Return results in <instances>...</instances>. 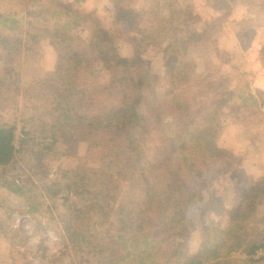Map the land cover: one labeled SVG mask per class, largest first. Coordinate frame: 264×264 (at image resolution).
Returning <instances> with one entry per match:
<instances>
[{"label":"rangeland","instance_id":"374dc122","mask_svg":"<svg viewBox=\"0 0 264 264\" xmlns=\"http://www.w3.org/2000/svg\"><path fill=\"white\" fill-rule=\"evenodd\" d=\"M117 1L0 0V36L23 42L19 56L6 53L0 42V122L16 123L18 127L16 162L0 169V264H61L51 256L68 240L63 223L68 213L60 201L53 204L46 199L37 214L27 215V197L3 184L4 178L14 177L22 184L20 179L29 175L37 185L41 184L42 174L34 175L30 168L36 161L30 152L24 151L21 131L24 126L38 124L40 116L44 120L49 118L50 97L43 81L55 70L57 49L50 43L52 36L41 33L43 38L34 43L27 34L30 30L34 34L44 28L54 30L55 26L64 29L65 41L84 56L81 81L82 75L89 80L77 96L78 108L104 113L129 106L137 94V75L149 72L154 94L148 89L146 97L151 105L148 111L144 107L146 112L160 117L169 112L178 116V108L188 102L187 116L191 115L194 122L212 133L213 139L205 142L210 160L203 176L181 171L174 184L153 163L155 138L146 137L149 141L139 149L150 183L147 198L152 209L160 214L168 198L169 210H174V204L178 206L185 217L190 254L200 248L202 222L226 228L242 196L253 186L259 188L257 210L250 222L243 224L264 228V102L247 86L252 73L260 67L264 71V0H236L228 16L225 8H212L211 0H121L124 6L139 11L141 32L132 29L127 19L117 16ZM206 29L207 33H202ZM97 34L110 35L120 54L129 59L134 57L138 45L136 50L142 61L133 68L107 67L103 47L95 38ZM195 34H199L200 40ZM28 47L31 50L25 51ZM168 62L174 68L173 74L167 69ZM171 98L177 101L174 108L169 106ZM223 98H229L227 104L222 103ZM157 110L163 113H156ZM92 134L88 133L89 137L76 145L60 142L55 152L42 161L43 176L49 173L55 177L61 169L76 167V157H84L90 150L94 151L88 159V171L98 173L102 165L98 156L105 147L104 154L125 171L126 181L120 178L121 194L126 195L124 204L134 208L145 195L139 183H129L132 176H138L126 165L130 156L127 159L118 154L120 151L106 137L103 143L107 145L96 149L94 142L98 138ZM100 183L98 180L96 190L101 188ZM88 198L74 202L87 209L92 200ZM90 216H94L92 220L84 219L88 227L98 218L95 214ZM113 221L111 218L110 222ZM108 224L104 231L110 228ZM98 230L102 234V228ZM176 240L178 237L159 243L160 251L166 253L175 248ZM263 258L264 248L252 255L237 251L217 264H253L251 259L264 264ZM76 259V264H80ZM64 262L74 264L69 257Z\"/></svg>","mask_w":264,"mask_h":264},{"label":"trees","instance_id":"16d2710c","mask_svg":"<svg viewBox=\"0 0 264 264\" xmlns=\"http://www.w3.org/2000/svg\"><path fill=\"white\" fill-rule=\"evenodd\" d=\"M234 1L236 0H211L210 4L215 10L220 9V6L225 8L228 16L232 13ZM115 9L117 16L127 19L132 29L142 31V17L139 11L124 6L121 0L117 1ZM53 29L44 28L36 34L30 30L27 34L28 39L34 43H39L43 38L41 33L52 36L50 43L57 49L55 70L43 81L45 91L50 97L49 118L44 120L40 116L38 124L32 127L24 126L21 131L26 145L24 151L30 152L36 161L30 168L34 175L42 174L41 184L37 185L31 175L25 180L20 179L22 184L18 183V178L15 177L10 180L4 178L3 184L10 191L27 197V215L37 214L46 199L53 204L60 201L61 206L65 208L68 214L63 223L68 240L51 256L54 262L65 264L64 260L69 257L74 264L76 258L80 264H217L230 253L240 251L252 255L258 249L264 248V228L258 229L243 224V221L250 222L257 210L259 188L253 186L242 196L232 221L226 228L209 226L202 222L200 248L195 254H190L187 247V226L183 220L185 217L179 212L178 206L174 204V210H169L171 204L168 198L160 214L154 213L152 209L151 200L147 198L150 183L139 157V149L149 141L146 137L155 138L153 163L163 170L169 182L174 184L177 183L181 171L194 177L203 176L210 160L205 142L213 139L212 133L194 122L191 115L187 116L190 111L188 102L178 108V116L169 112L160 117L146 112L151 105L146 97L148 89L154 94L152 82H149V72L137 75V94L129 106H121L114 112L104 113L100 110L91 113L85 108L81 110L78 108L77 96L82 92L83 83H88L89 80L82 75L81 81L84 56L65 41L66 34L62 27L55 26ZM202 33L206 34L207 29ZM196 36L199 37V34ZM95 38L98 45L103 47L101 52L104 53V64L107 67L133 68L142 61L141 54L136 50L138 45L134 49V57L129 59L120 54V49L116 47L110 35L97 34ZM0 42L6 53L21 55V40L12 41L1 35ZM60 48L62 50H59ZM29 50L31 47L25 51ZM167 69L174 73L171 62L167 63ZM228 100L229 98H223L222 103L227 104ZM175 101L171 98L170 108L176 107ZM158 112L163 113L161 110L156 113ZM17 128L16 123L0 122V169L16 162ZM88 133H93L94 138H98L94 142L96 149H103L107 145V142L103 143L106 137L120 151L118 154L125 158L130 156L126 165L129 171L138 176H132L129 183H139L143 196L145 195V199L141 198L134 208L129 209L124 204L126 195L121 194L120 178L126 181L127 177L123 176L125 171L116 166L110 155L104 154L105 147L103 154L98 156L102 162L98 173L92 174L88 171V159L93 157L94 151L90 150L86 156L76 157V167L61 169L55 177H50L49 173L43 176L45 172L42 171V161L55 152L60 142L76 145L80 140L89 137ZM98 180H101V188L96 190ZM36 190H39V194H36ZM27 194L29 196H26ZM88 197L92 200L87 209L74 202L75 199L85 202V199H90ZM91 214L98 218L88 227L84 219L92 220L94 216H90ZM111 218L113 222H110ZM107 223L110 228L104 231ZM112 224L116 227L111 228ZM98 228H102V234ZM43 230L47 231V228ZM174 237H178L175 248L166 253L161 252L159 243L172 242ZM44 255H47L46 252ZM250 261L257 263L254 259Z\"/></svg>","mask_w":264,"mask_h":264},{"label":"crops","instance_id":"0c3cea01","mask_svg":"<svg viewBox=\"0 0 264 264\" xmlns=\"http://www.w3.org/2000/svg\"><path fill=\"white\" fill-rule=\"evenodd\" d=\"M257 56H258V58H260V50H259V53H257ZM261 73L264 74L262 67H260L255 73H252V76L250 75V79L247 80L248 81L247 86H249L250 89L253 90V91L252 90L251 91L257 95V97L260 101L264 102V77L261 75Z\"/></svg>","mask_w":264,"mask_h":264}]
</instances>
